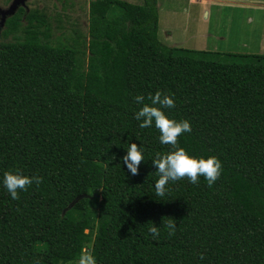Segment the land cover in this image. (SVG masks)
<instances>
[{
	"label": "trees",
	"instance_id": "obj_1",
	"mask_svg": "<svg viewBox=\"0 0 264 264\" xmlns=\"http://www.w3.org/2000/svg\"><path fill=\"white\" fill-rule=\"evenodd\" d=\"M28 11L0 40V175L42 180L15 200L0 185V264H75L85 251L97 264H264V53L164 44L158 0H91L88 34L55 41ZM157 90L191 123L179 145L222 162L211 186L183 178L154 194L151 160L171 146L139 127L134 97ZM128 142L144 149L135 175L120 159ZM169 218L176 231L161 224L153 239Z\"/></svg>",
	"mask_w": 264,
	"mask_h": 264
},
{
	"label": "rangeland",
	"instance_id": "obj_2",
	"mask_svg": "<svg viewBox=\"0 0 264 264\" xmlns=\"http://www.w3.org/2000/svg\"><path fill=\"white\" fill-rule=\"evenodd\" d=\"M90 2L91 0H28L27 4L30 10H38L45 15L55 41L71 35L79 27L88 34ZM158 4V35L164 44L196 50L264 53V0H225L208 5V9H205L200 0H158ZM22 8L25 11L18 9V13L26 14L27 9ZM116 12H119V8ZM11 17L5 21L6 24ZM6 24L1 25L0 40H4Z\"/></svg>",
	"mask_w": 264,
	"mask_h": 264
},
{
	"label": "clouds",
	"instance_id": "obj_3",
	"mask_svg": "<svg viewBox=\"0 0 264 264\" xmlns=\"http://www.w3.org/2000/svg\"><path fill=\"white\" fill-rule=\"evenodd\" d=\"M134 100L140 105L134 112V118L138 121L139 127L154 126L159 131V143L171 146L170 151L163 154L158 153L151 160L158 172V178L153 185L154 194L164 197L168 191L167 185L183 178H187L190 183H197L202 177L211 186L221 175L222 162L215 155H193L179 145L178 137L182 133L191 132V123L188 119H175L164 111L166 108L171 109L175 106L174 96L168 93L162 94L160 90H157L148 95L147 102L144 94L135 95ZM125 148L126 151L120 159L129 174L135 175L141 161L144 160L143 145L128 142ZM41 180V176L35 173L29 175L19 169L6 170L0 175V185L13 200L18 199L19 192L26 191L29 186H39ZM161 224L168 235L176 231L177 224L174 218L161 220L159 225L152 223L147 231L153 239L158 238ZM76 264H97V261L91 252L85 251L79 255Z\"/></svg>",
	"mask_w": 264,
	"mask_h": 264
},
{
	"label": "water",
	"instance_id": "obj_4",
	"mask_svg": "<svg viewBox=\"0 0 264 264\" xmlns=\"http://www.w3.org/2000/svg\"><path fill=\"white\" fill-rule=\"evenodd\" d=\"M26 2L27 0H14L7 9H2L1 12L3 15L1 19V24L4 25L8 17L14 16L18 12V9H20V7H24L28 10ZM82 197L83 196L78 197V199ZM74 203L75 202H73L68 208H71L74 205Z\"/></svg>",
	"mask_w": 264,
	"mask_h": 264
},
{
	"label": "flooded vegetation",
	"instance_id": "obj_5",
	"mask_svg": "<svg viewBox=\"0 0 264 264\" xmlns=\"http://www.w3.org/2000/svg\"><path fill=\"white\" fill-rule=\"evenodd\" d=\"M10 1H12V0H7V2H4V0H0V28H1V25H2L1 24V19H2V15H3L1 10L2 9H7L11 5V3L13 2V1L12 2H10ZM27 7H28V4H27Z\"/></svg>",
	"mask_w": 264,
	"mask_h": 264
},
{
	"label": "crops",
	"instance_id": "obj_6",
	"mask_svg": "<svg viewBox=\"0 0 264 264\" xmlns=\"http://www.w3.org/2000/svg\"><path fill=\"white\" fill-rule=\"evenodd\" d=\"M191 1H195V0H191ZM196 1H198V0H196ZM213 1H215V2H213ZM224 1L225 0H217V1L216 0H200V2H202L204 4L205 9H208L207 6L210 4L217 3V2H224ZM227 1H232V0H227ZM241 1L243 2L244 0H239V2H241ZM205 11L208 12V10H205Z\"/></svg>",
	"mask_w": 264,
	"mask_h": 264
}]
</instances>
